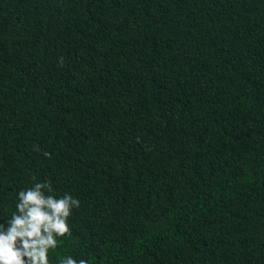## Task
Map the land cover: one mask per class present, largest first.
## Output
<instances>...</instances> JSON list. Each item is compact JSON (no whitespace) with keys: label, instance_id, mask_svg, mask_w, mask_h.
<instances>
[{"label":"trees","instance_id":"16d2710c","mask_svg":"<svg viewBox=\"0 0 264 264\" xmlns=\"http://www.w3.org/2000/svg\"><path fill=\"white\" fill-rule=\"evenodd\" d=\"M50 182V264H264V0H0V224Z\"/></svg>","mask_w":264,"mask_h":264},{"label":"clouds","instance_id":"9594fccd","mask_svg":"<svg viewBox=\"0 0 264 264\" xmlns=\"http://www.w3.org/2000/svg\"><path fill=\"white\" fill-rule=\"evenodd\" d=\"M50 182L35 183L18 193L17 211L7 227L0 224V264H50V250L60 245V238L71 237L68 218L79 201L65 194L59 199L51 193ZM57 264H87L71 255Z\"/></svg>","mask_w":264,"mask_h":264}]
</instances>
